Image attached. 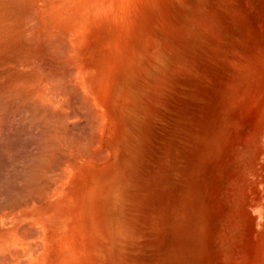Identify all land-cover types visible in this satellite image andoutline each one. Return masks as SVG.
Instances as JSON below:
<instances>
[{
  "label": "rangeland",
  "instance_id": "1",
  "mask_svg": "<svg viewBox=\"0 0 264 264\" xmlns=\"http://www.w3.org/2000/svg\"><path fill=\"white\" fill-rule=\"evenodd\" d=\"M150 15L130 19V114L117 115L115 146H94L107 159L84 157L90 198L60 207L59 231L82 238L77 264H240L251 215L244 175L231 178L264 105V81L244 79L264 66V0H164ZM222 178L228 198L214 196Z\"/></svg>",
  "mask_w": 264,
  "mask_h": 264
},
{
  "label": "bare ground",
  "instance_id": "2",
  "mask_svg": "<svg viewBox=\"0 0 264 264\" xmlns=\"http://www.w3.org/2000/svg\"><path fill=\"white\" fill-rule=\"evenodd\" d=\"M163 2L0 0V264H77L74 256L83 251L77 224L85 214L73 212L79 229L70 237L78 233L81 240L72 243L55 214L61 206L80 209L90 198L81 163L99 154L94 146H115L117 115L130 114V35L137 33L130 19L157 13ZM244 79L260 84L264 66ZM243 136L238 158L244 153L245 160L231 180L241 186L244 175L251 221L245 237L238 236L244 240L239 261L264 264V105L251 112ZM47 152L61 158L52 169ZM220 181L214 196L228 198L230 181ZM68 192L76 194L71 203Z\"/></svg>",
  "mask_w": 264,
  "mask_h": 264
}]
</instances>
